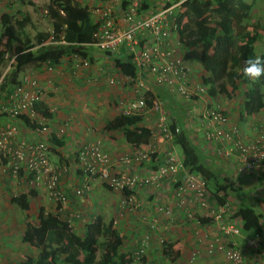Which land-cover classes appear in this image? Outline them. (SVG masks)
<instances>
[{
  "label": "built area",
  "instance_id": "obj_1",
  "mask_svg": "<svg viewBox=\"0 0 264 264\" xmlns=\"http://www.w3.org/2000/svg\"><path fill=\"white\" fill-rule=\"evenodd\" d=\"M185 1L146 0V6L142 7L141 0H131L127 5L120 0H102L103 7L92 9L96 28L91 46L98 51L123 49L135 68L134 74L123 78L131 94L126 97L120 112L141 115L142 120L147 118V124H151V117L152 124L148 126L150 136L145 147L135 148L116 160L111 159L98 143L80 147L76 160L82 182L73 186L71 192L77 197L87 198L91 195L90 183L93 180L121 193L123 188H128V194L122 193L119 210L129 213L134 220V212H145L140 216L145 230L140 233L135 259L146 255L153 236L163 247L166 239L162 234L184 216L193 225L191 231L197 241L200 240V228H204L202 220L208 219L216 232L212 239L209 234L207 238L205 236V251L208 253L205 255L216 254L218 257L211 264H247V261L248 264H264V231L243 237L244 222L236 214V205L230 200L222 204L216 202L208 190L211 180L201 173L192 172L189 165L184 164L183 156L173 149L174 135L181 129L167 122L164 99H171L183 108L185 120L190 126H195L194 130L202 129L201 144L193 140V134L191 138L188 136L199 156L210 143L220 158L227 162L234 158L238 170L255 173L264 165L263 124L258 125L254 136L245 139L235 127L230 126L228 116L217 101L213 106H205L204 103L198 109L196 100L202 97L205 100L207 89L200 80L194 82L190 78V68L183 53L185 47L179 41L175 20L176 11L181 10ZM71 56L76 70L89 68L88 58L78 54ZM45 65L48 71L52 70L51 65ZM5 73L0 75V83ZM107 82L114 84V77H109ZM158 89L161 94H158ZM40 91L38 80L31 73L19 77L10 92L0 89V118H3L0 122V167L13 178L21 176L31 188L42 189L56 212L68 207V197L60 186L61 177L68 167L51 162V146L45 137L47 127L34 107L40 100ZM23 130L27 135L20 137ZM157 138L164 146V160L143 174L138 171V166L155 162L159 147L155 141ZM217 178L223 185L231 187L234 184V178L225 179L223 174ZM136 189H143L150 197L141 200L135 194ZM189 205L195 206L191 208ZM146 209H150V213ZM116 216L120 217V214ZM117 217L111 220L112 226L118 222ZM77 218H82V213L75 210L68 214L67 221L71 225ZM216 234L223 237L221 242L216 239ZM238 238L243 240V244L237 242ZM194 257L195 253H192L190 258Z\"/></svg>",
  "mask_w": 264,
  "mask_h": 264
},
{
  "label": "trees",
  "instance_id": "obj_2",
  "mask_svg": "<svg viewBox=\"0 0 264 264\" xmlns=\"http://www.w3.org/2000/svg\"><path fill=\"white\" fill-rule=\"evenodd\" d=\"M242 1L187 0L181 10L176 11L175 20L180 43L184 47H197L199 50V64L206 72V75L201 76V81L207 87V93L211 97L223 94L226 98H232L241 91L244 99L240 116H249L259 111L264 113V77L255 81L244 77L243 65L249 57L256 55L254 44L264 28L258 21L252 24L247 22L253 4L238 7L237 4ZM141 6H146V0H141ZM45 10L51 19V32L36 33L34 41L24 30V19L1 13L0 64L9 63L0 83L1 91L10 92L18 83L20 72L27 66L39 68L46 63L56 66L64 57L68 58L72 54L80 57L88 55L86 50L94 41L93 32L96 28L88 7L76 0H49ZM189 15L193 16L192 21ZM100 53L110 55L111 52ZM113 63L123 74L132 75L135 72L129 58H115ZM34 107L40 115L49 116L40 102L37 101ZM104 128L120 131L124 140L134 147L147 143L150 136V128L143 123L141 115L116 113L105 123ZM48 140L57 146L63 144L52 134ZM173 144L179 146L183 162L189 165L192 172L201 173L211 180L208 190L215 201L224 203L228 189L233 188L221 184L216 173L203 163L182 130L174 135ZM122 193L128 194V188H123ZM34 195L36 191L31 188L26 193L13 196L11 201L26 211L29 210L27 197ZM69 204L68 199V207L56 212L39 207L35 218L25 215L21 241L36 248L37 252L33 257L25 256L15 263L7 264H57V261L65 264H128L133 261L132 256L120 250L123 239L112 228L111 220L105 223L97 216L86 222L82 232L77 234L67 221L68 214L72 212ZM236 214L243 219V231H260L261 215L253 207L243 202ZM172 245L164 243L161 254L169 264H178V255L172 252ZM98 247L101 251L96 257ZM145 261V258H141L137 264H144Z\"/></svg>",
  "mask_w": 264,
  "mask_h": 264
},
{
  "label": "crops",
  "instance_id": "obj_3",
  "mask_svg": "<svg viewBox=\"0 0 264 264\" xmlns=\"http://www.w3.org/2000/svg\"><path fill=\"white\" fill-rule=\"evenodd\" d=\"M123 5H127L130 3L131 0H120ZM5 5V3L3 4ZM102 0H88L87 7L90 11V15L92 19L94 20L95 15L92 12V9L95 7H103ZM46 12V10H43ZM6 12V11H3ZM2 12V13H3ZM1 15V14H0ZM40 32V31H39ZM38 33V32H37ZM36 34V33H35ZM34 34V35H35ZM90 48H87L88 55L85 56V58H88L90 60V66L88 69H80L76 70L75 68V61L72 58V56H68V58L64 57L60 64L56 66H52V70L49 69V71L46 69V65L43 64L41 67L36 68L34 66H27L23 69V71L20 72L19 77H21L24 73H31L34 77L37 78L38 84L40 87V102L45 108L47 109V112L49 113V116H42V122L46 124L47 127V133L45 134V137L49 139L51 134L55 137L56 140L62 141V146H57L49 141L50 144V159L51 162L58 165H66L68 167V171L64 173L61 177L60 186L65 191L68 199H69V208L71 211H75L76 208L81 213L84 212V208L87 207V202L84 200L85 198H80L75 196L71 189L73 186H79L82 182L81 180V172L79 169H77V160H76V154L77 150L86 145H93L95 143H98V145L108 153L111 157V159L116 160L118 157L124 153H129L133 151L136 147L131 146L129 143H127L124 138H119L116 136V132L112 130H107L104 128L105 123L114 116L115 108L110 106V100L100 99L99 90H97L96 82H103L101 84L106 83L109 77L118 76L120 75V78H126V74L121 73L113 63V59L120 58L125 59L126 55L123 49H120L116 52H111L110 55L108 54H101L93 48L94 53L89 51ZM185 52V55L187 56L186 64L190 68V78L194 82L201 81V76L206 75V72L201 68L199 64V50L197 47H185L183 49V53ZM95 54H98L100 57L96 56ZM96 59L94 62L91 60ZM69 61L68 63H65L66 61ZM196 61V65L193 66L192 62ZM135 73V72H134ZM133 73V74H134ZM18 77V78H19ZM200 79H199V78ZM71 78H75L73 81ZM79 85H76V84ZM79 86V89H78ZM124 86L120 87L117 90L115 88L111 89L113 90V93L118 98L127 97L130 96L129 94V85L124 80ZM108 88H112L109 87ZM207 89V87L205 86ZM110 90V89H109ZM156 91V88H154ZM158 94H161V90L158 89ZM264 92V91H263ZM81 94V95H80ZM80 95V97H79ZM118 95V96H117ZM96 96V98H95ZM243 95L241 91L237 95H235L232 98H226L223 94H216L213 97L209 95V93L205 94V100L204 98H199L196 100L198 104V109H200L204 103L205 106H213L214 102L219 104V106L222 107L225 114L228 116V122L230 126L235 127L238 131V133L241 135L242 138L249 139L256 133V130L258 128V125L264 123V113L263 111H259L253 115L249 116H240V111L242 109V102H243ZM164 110L167 113V122L171 124V126H178L184 134L191 138L193 134L195 138L193 139L198 145L201 144L203 141L201 140V135L203 133L202 129H195V126H190L189 123L185 120V114L183 112V108L181 106H178L176 102H174L171 99H164ZM66 106L69 111L67 113L62 112L61 108ZM79 108L78 109L76 108ZM78 115L83 116L81 118L82 120H79L77 117ZM119 113V112H118ZM102 115H112L110 118L108 117L105 121H101ZM152 117H155L151 113ZM255 115V116H254ZM147 118L143 119V123H146ZM152 118H149V122L152 124ZM3 121V118H0V122ZM23 123V120L20 121ZM19 122V123H20ZM151 124H147L150 126ZM22 131V130H21ZM27 135L25 131L23 130V133H20V137H25ZM189 139V138H188ZM160 138H157L155 141L159 145L157 148V154L155 162L150 163H143L141 166H138V171L143 172V174H146L150 169H153L157 163H160L164 160V146L160 145ZM145 144H142L138 146L137 148H144ZM173 149L177 154L182 156L181 151L180 153L175 149V145H173ZM206 150L204 149L201 153L200 157L202 158V161L204 164L207 165L213 172L216 173V175L223 174L225 179H231L234 178V184L231 186L233 189H228V196L226 198L227 202L230 200L233 202L235 206V209L238 210V207L241 203L250 204L251 207L256 209V211L261 215L260 217V233L264 231V221L262 219V214H264V165L260 167L255 173L253 172H244L241 170H238L236 166L235 159H228V162L224 160V158H220L219 155L216 154L214 147L209 143L206 146ZM163 150V152L161 151ZM53 152V153H52ZM214 166V167H213ZM217 170V171H216ZM0 174L1 176H4V174L8 173L6 171H3V169L0 167ZM9 176V175H8ZM216 176V177H217ZM24 182H26L21 176L19 177L17 183L24 186ZM91 195H90V201L96 202L95 206L93 207L92 202H88V205H90L91 211H93V216L90 215L91 211H88L86 214L87 221L94 220L97 216L101 217L103 219V215L105 217H109L111 215L112 206L115 204V201L117 202L115 208L113 209L117 215L120 214V217L127 216L129 213L127 212H121L119 210V200H121V192L117 191H108L105 189L104 186H102L98 181L93 180L91 183ZM35 190V189H34ZM107 191V193H106ZM259 191V193H257ZM28 191H21L19 193H26ZM108 192H110L108 194ZM237 192L244 193V199L240 201L235 194ZM18 193V194H19ZM136 196H138L141 200L148 199L150 196L148 193H146L143 189H136L135 190ZM16 196V195H15ZM93 196H95L93 198ZM37 193L34 196H28L27 201L29 203V210H21L20 207L13 203L11 201V207L14 210L21 213H24V217H22V222L19 221L17 226L20 229L22 225L24 224V218L25 215L31 214V212H35L34 215L36 217L38 209L36 208V202L37 200ZM3 197L0 196V200H2ZM79 201V203L77 202ZM34 202V203H33ZM75 202V203H74ZM111 202V203H110ZM114 202V204H113ZM90 203V204H89ZM104 204V205H103ZM194 204V203H193ZM49 206L52 204L49 203ZM195 206V205H194ZM193 205H189V207L194 208ZM108 207V208H107ZM53 209V206H52ZM107 209V210H106ZM47 211V210H45ZM113 211V212H114ZM195 212L198 213L197 209H194ZM147 213H150V209H146ZM140 215L134 212V214L137 216L134 220L131 216H128L127 223L130 221L135 222L136 224H143V220L140 216H143L145 212L142 214L141 210L139 211ZM27 214V215H28ZM83 214V213H82ZM101 214V215H99ZM85 216V217H86ZM85 217L82 216L81 220H74L72 223L73 229L76 231L77 234H80L82 232L83 225L86 223L84 222ZM143 218V217H142ZM146 218V217H144ZM182 218V217H181ZM121 219V218H119ZM104 220V219H103ZM185 220V219H184ZM21 221V219H20ZM182 221V220H181ZM180 221V222H181ZM202 227L199 230L200 233H203L205 231V236L207 238V234L211 237L215 235L214 229L211 227L210 222L208 219L202 220ZM15 223V222H14ZM177 225V224H176ZM77 227L81 228V231L77 230ZM142 226L140 227L139 233H141L144 229L141 230ZM193 228V225H189V228L186 226L180 225L179 227L171 226L167 232H164L162 235L166 237V242L164 243H170L172 245V249L179 248L177 263L181 264L183 260L184 264H203L204 260H197V257L200 256V251L196 248H203V245H198L200 242L195 240L194 232L191 231ZM22 231L24 228H21ZM130 230V229H129ZM252 232H246L244 231L242 233L243 237L245 235H250ZM134 233H130L131 238L134 239ZM184 236V240H180L179 237ZM10 236V234L8 235ZM13 238H9L10 245L12 243H17L18 241L12 240ZM124 241V238H122ZM216 239L220 242L223 240V237L221 238L220 234H216ZM209 240V239H208ZM238 240V239H237ZM139 241V236H138ZM137 241V245H138ZM243 240L240 238V243L243 244ZM19 243V242H18ZM17 243V244H18ZM136 245V247H137ZM148 255H146V263L145 264H156V257L159 253V250L161 249V245L157 242V240L151 239L148 243ZM34 248V247H33ZM136 249V248H135ZM35 253V252H34ZM32 253V254H34ZM195 253V257L191 259V254ZM35 256V255H34ZM156 256V257H154ZM33 257V256H31ZM166 258L163 257V261ZM218 259L216 254H213L211 256L205 255V264H211L212 261ZM197 260L196 263H194ZM250 260V259H249ZM166 262V261H164ZM15 263V262H14ZM249 263L248 261L246 262ZM183 264V263H182Z\"/></svg>",
  "mask_w": 264,
  "mask_h": 264
},
{
  "label": "rangeland",
  "instance_id": "obj_4",
  "mask_svg": "<svg viewBox=\"0 0 264 264\" xmlns=\"http://www.w3.org/2000/svg\"><path fill=\"white\" fill-rule=\"evenodd\" d=\"M80 5H87L88 0H76ZM5 3V5H3ZM49 3V0H0V14L3 11H6V13L10 14L11 16H13V18H18V19H24L25 21V26H24V30L25 32L29 35L31 41H34V34L37 32H51V19L48 17V14L46 12H44L43 10H45L46 5ZM247 3H252L253 7L252 10L250 12V19L247 20V22L249 24H252L255 21H258L260 23L261 26H263L264 28V0H243L242 2H239L237 4L238 7H244L245 4ZM193 16L189 15V20H193ZM90 52L94 53V52H99L96 48L94 51L93 47L90 46ZM254 53L256 55H264V31L262 32L260 38L255 42L254 44ZM98 56L100 57L98 54H95V57ZM96 59L91 60V62L95 61ZM65 63L69 64V61L67 60ZM193 66L196 65V61L194 60L192 62ZM9 68V63H1L0 64V74L5 73L7 71V69ZM115 83L114 84H109L104 83L101 84L103 82H96L95 85H97V90H99V92H101L100 94V99H105V100H110V106H112L113 108H115V113H118L122 110V106L125 103L126 97L121 96L122 98H118L116 97V95L113 93V88H115L116 90L120 87H125L124 86V79L120 78V75L118 76H113ZM199 78V77H198ZM72 81L75 78H71ZM200 79V78H199ZM76 80V79H75ZM76 85H79L78 83ZM112 87V88H108ZM79 89V86H78ZM110 89V90H109ZM263 91H264V87H263ZM81 95V94H80ZM79 95V97H80ZM118 96V95H117ZM96 98V96H95ZM76 109L79 108L77 107ZM62 112L67 113L69 111V109L64 106L63 108H61ZM78 111L75 110V112L77 113V117L79 118V120H82L81 118H83V116L78 115ZM256 115V114H255ZM254 115V116H255ZM112 115H104V117L102 115H100L101 117V121H105L108 117L110 118ZM83 121V120H82ZM116 136L119 138H123L121 135L120 131H115ZM175 149L180 153V148L178 145H175ZM53 153V152H52ZM214 167V166H213ZM217 171V170H216ZM19 178H13L11 176H8L7 174H4V176H1L0 174V196L3 197L2 200H0V264H7V263H14L18 260L23 259L25 256H34L37 252L36 248L31 247L29 244L27 243H23L21 241V233H22V229L25 227V223L22 225V227L19 229L17 224L19 221L20 223L22 222V217H24V213H20L18 214L17 210L13 211L14 207H11V201L10 199L17 195L19 192L21 191H29L31 189V187L24 182V186H22L21 184H18ZM104 186V185H103ZM105 189H107L108 191H113L108 189L106 186H104ZM35 189L36 193H37V200H39L38 202H36V208L38 209L39 207H43L44 210H47L49 212H52V206L48 205L50 202L47 200L45 193L42 191V189ZM118 192V191H117ZM107 193V191H106ZM110 192H108L109 194ZM122 196V195H121ZM235 196L242 201L244 199V193L242 192H237L235 194ZM95 196H93L94 198ZM121 198V197H120ZM87 202V207L84 208V212H82V216L85 217L86 214H88V211H91V209L95 206L96 202L90 201V196H88L87 198L84 199ZM79 203V201H77ZM88 202H92L93 207L90 208V205H88ZM120 202V200H119ZM34 203V202H33ZM75 203V202H74ZM89 203V204H90ZM111 203V202H110ZM114 204V202H113ZM117 202L115 201V204L112 206V211L110 212L111 215H109V217H105L103 215V219L104 222H108L109 220H112L114 217H117V213L113 210L116 206ZM104 205V204H103ZM250 205V204H249ZM54 208V207H53ZM108 208V207H107ZM76 210H78V208H76ZM107 210V209H106ZM256 210V209H255ZM114 211V212H113ZM80 212V211H79ZM35 212H31V214H26L27 216L33 217L35 218L34 215ZM93 211L90 212V215L93 216ZM101 215V214H99ZM140 215V214H139ZM262 219L264 221V214H262ZM128 216H130V214H128L127 216H123V217H117L118 218V222L112 226V228H114L115 230H117L122 238H124V241L122 243L121 246V251L129 256H133V253L135 252V248L137 245V241H138V236H140L139 230L140 227L142 226L141 230L144 229V222L143 224H136L135 222L130 221V223H127L128 220ZM137 216H135L136 219ZM121 218V219H119ZM184 216H182V221L177 223V225H175V227H179L180 225L182 226H186L187 228H189V225L191 226V222L187 219L184 220ZM21 219V221H20ZM25 219V218H24ZM78 220H80L79 218H77ZM87 221V216L84 219V222ZM15 222V223H14ZM23 223V222H22ZM130 229V230H129ZM77 230L81 231V228L77 227ZM135 232V237L134 239L131 238L130 233H134ZM10 234V236H8ZM200 238V242L198 243V245H203V248H196L200 251V256L197 257V260H204L203 264H205V254H208L205 251V231H203V233H200V235L198 236ZM9 238H13L12 240H17V243H12L10 245V241ZM180 240H184V236L181 235V237H179ZM164 239H167L166 237H164ZM197 240V239H195ZM240 241V238H238L237 242ZM179 248H174L172 249V252L174 254H178L179 253ZM101 249L98 247V250L96 252V257L99 256ZM35 252V253H34ZM34 253V254H32ZM146 255H148V250L146 251ZM156 257V256H154ZM156 264H169V262H167L168 260L164 259L163 261V256L160 254V250L159 253L157 254L156 257ZM197 260L194 262L196 263ZM184 261H186L185 259L183 260V264ZM139 262L138 259L133 258V261L131 263L128 264H137ZM181 263V264H182ZM57 264H65L63 262H58Z\"/></svg>",
  "mask_w": 264,
  "mask_h": 264
},
{
  "label": "clouds",
  "instance_id": "obj_5",
  "mask_svg": "<svg viewBox=\"0 0 264 264\" xmlns=\"http://www.w3.org/2000/svg\"><path fill=\"white\" fill-rule=\"evenodd\" d=\"M242 75L244 77L251 79V80H254V81L259 80L262 77H264V55H254L252 57H249L244 62ZM263 125H264V123H263ZM74 220H78V219H73L71 222V226H72V223ZM80 220H81V218H80ZM160 254H161V249H160ZM163 257L166 258L165 256H163ZM132 258H134V253H133ZM142 258L146 259V255L143 256ZM140 260L141 259H139V262H140ZM145 263H146V261H145Z\"/></svg>",
  "mask_w": 264,
  "mask_h": 264
}]
</instances>
